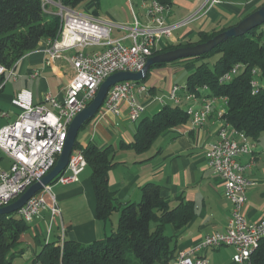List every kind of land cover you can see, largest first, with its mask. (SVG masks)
<instances>
[{
	"label": "crops",
	"instance_id": "0c3cea01",
	"mask_svg": "<svg viewBox=\"0 0 264 264\" xmlns=\"http://www.w3.org/2000/svg\"><path fill=\"white\" fill-rule=\"evenodd\" d=\"M44 1L52 13L61 16L62 6L59 0ZM100 1L97 5L95 0H89L71 11L107 24L114 40H121L124 44L130 45L131 40L128 36L135 21L142 26L148 23L143 7L146 0H137L133 4L131 0L124 1L119 12L112 13L106 10L104 18H101L99 13ZM216 1L215 4H211L210 0H172L168 7L166 23L174 28L171 36L163 37L159 41L158 51L165 50L169 45L176 47L197 43L201 33L211 34L220 29L234 27L264 5V0ZM258 31L264 39V28ZM101 49L100 47L66 49L59 41L42 40L34 52L26 55L17 64L16 78L6 79L2 87L0 110L8 112L9 117L0 119V128L17 120L20 110L12 105V101L23 90L31 94L35 105L45 104V97L48 94L57 101H63L66 90L75 76L71 58L79 51L94 53ZM50 51L56 53L59 58L51 60ZM194 69V65L184 64H165L151 68L143 84L147 92L136 94L138 103L146 106V113L142 119L152 118L164 106L173 104L169 96L173 87L179 86L176 82L177 75L180 74L182 77L186 75L187 85L188 76ZM151 75L156 81L154 80L148 88L146 83ZM158 80L164 83L165 89L158 87ZM186 85L178 94L179 104L186 109L191 106H202L205 99L188 97ZM47 106L51 108L50 105ZM224 107V100L217 99L216 110ZM120 109L121 114L114 115L102 108L80 131L77 140L81 147L94 144L101 149L113 146L116 150V166L109 173V185L121 204L140 202L143 186L147 183H157L161 186L162 197L170 204V208H176L181 200L191 205L194 217L187 225L180 229L173 225L165 228V235L171 238L170 247L174 252L173 259L167 264H175L181 251H188L200 245L208 235L226 231L231 215V204L224 196L223 179L212 172L206 159L209 145L217 139L222 123L217 119L216 112L201 127H193L189 120L186 124L165 131L149 151L138 154L133 149H121L123 143L129 144L134 140L139 122L134 123L130 120L125 103L121 104ZM13 112L16 116L15 121H12ZM229 138L239 141L233 130L229 131ZM249 143L252 146V154L241 156L240 161L246 166L245 174L254 180L256 185L247 193L248 200L243 208V215L248 222L257 223L264 219V132L259 140L249 139ZM11 165V159L0 151V172L8 171ZM52 194L61 214L54 218L49 243H52V238L55 237L53 243L58 245L64 240L91 245L105 240L116 231L119 212L114 213L109 221L98 220L95 217L96 195L89 166L78 176L76 182L54 185ZM47 201L51 204L49 198ZM48 219L51 220L50 214L43 213L41 219H35L29 225L28 231L22 237L25 246L33 253L45 245L41 240V236L44 235L41 223H46ZM43 226L45 228V225ZM55 228L56 233L53 230ZM48 232L49 228L46 239ZM235 253L233 247H224L207 250L204 254L210 264H237L233 261ZM24 254L25 248L22 255ZM36 254L37 252L34 257ZM209 255L211 259L208 258Z\"/></svg>",
	"mask_w": 264,
	"mask_h": 264
},
{
	"label": "built area",
	"instance_id": "2783aa9c",
	"mask_svg": "<svg viewBox=\"0 0 264 264\" xmlns=\"http://www.w3.org/2000/svg\"><path fill=\"white\" fill-rule=\"evenodd\" d=\"M210 2L215 4L217 1ZM143 7L148 23L142 26L135 21L128 36L130 45L121 40H114L107 24L61 8L63 26L59 43L65 45L66 49H102L94 53L79 51L71 58L75 76L63 101H57L48 94L45 104L35 105L31 94L24 90L13 99L12 105L20 110V114L14 123L0 128V151L12 161L8 171L0 172V208L16 201L55 167L64 149L70 124L94 100L100 86L116 73L141 72L152 53L158 50L159 41L163 37L171 36L174 26L166 23L168 7L156 0L144 1ZM50 58L54 60L59 56L50 51ZM240 70L241 66L236 65L220 82H230ZM0 75H5L6 79L16 78L14 69L3 66H0ZM253 76L252 87L255 94L260 88L256 80V70L253 71ZM182 90L179 86L173 87L169 100L179 104L178 94ZM146 92L147 88L137 82L118 83L110 88L103 108L114 115H120L121 104L125 103L130 120L137 123L146 113V106L138 103L136 94ZM216 100L205 99L202 106H191L187 111L193 127L203 126L215 112L217 119L222 123L217 139L209 145L206 159L212 172L224 181V196L231 204V215L225 232L208 235L200 245L188 251H181L175 264H210L204 253L210 249L224 247L235 249V263L250 264L251 256L264 239V219L250 223L243 215V208L248 200L247 193L256 182L245 174L246 166L241 163L240 157L252 154V146L244 133L233 130L224 119L225 107L216 110ZM224 102L226 105L225 100ZM8 117V112L0 110V119ZM230 130H233L239 141L229 138ZM86 167L87 161L83 152L74 150L65 173L32 197L17 213L28 225L35 219H41L43 213L50 214L46 243H49L54 218L61 214L52 194V187L76 182ZM47 198L51 200V204ZM33 259L30 264H42L33 262Z\"/></svg>",
	"mask_w": 264,
	"mask_h": 264
},
{
	"label": "trees",
	"instance_id": "16d2710c",
	"mask_svg": "<svg viewBox=\"0 0 264 264\" xmlns=\"http://www.w3.org/2000/svg\"><path fill=\"white\" fill-rule=\"evenodd\" d=\"M89 0H59L68 10H75ZM99 5V0H95ZM169 7L172 0H156ZM44 0H0V66L16 68L28 54L34 52L42 40L60 41L62 17L52 13ZM230 29V28H228ZM220 29L211 34L201 33L197 43L181 46L169 45L152 57L182 47L205 43L228 30ZM172 64L194 65L186 85L188 97L223 99L226 101L224 119L233 130L244 133L249 139L259 140L264 132V39L258 29L239 38H232L216 47L211 53L199 58ZM165 64L155 65L159 67ZM236 65L241 70L230 82L220 79ZM260 84L253 93V71ZM143 82L138 84L143 85ZM6 76L0 75V93ZM207 90H204V88ZM190 120L188 111L180 104H168L152 118L141 119L134 140L123 143L121 149H133L138 154L150 150L162 133ZM84 128V127H83ZM74 150H81L92 170V183L96 195L95 217L109 221L119 212L117 230L105 240L91 245H81L71 240L62 244L47 243L36 254L33 262L42 264H167L173 259L171 238L165 235L166 226L180 229L194 217L190 204L182 200L172 209L162 197L157 183H147L142 188L139 203L121 204L110 190L109 173L116 166V150L104 149L90 144L81 147L76 141ZM152 224L155 226L152 227ZM18 214L0 216V264H12L14 258L23 254V235L28 231ZM250 264H264V239L250 259Z\"/></svg>",
	"mask_w": 264,
	"mask_h": 264
},
{
	"label": "water",
	"instance_id": "95a60500",
	"mask_svg": "<svg viewBox=\"0 0 264 264\" xmlns=\"http://www.w3.org/2000/svg\"><path fill=\"white\" fill-rule=\"evenodd\" d=\"M264 25V5L243 19L236 26L218 34L211 40L195 46L182 47L168 51L148 59L144 69L138 73L119 72L110 76L99 88L94 100L78 114L69 126L64 149L59 156L55 167L39 182L28 188L16 201L0 208V216L17 214L23 206L34 196L39 194L46 186L52 184L63 175L69 165L76 141L83 127L93 120L102 110L110 88L122 82H143L151 68L159 64H172L178 61L199 58L211 53L216 47L232 38H239Z\"/></svg>",
	"mask_w": 264,
	"mask_h": 264
},
{
	"label": "rangeland",
	"instance_id": "374dc122",
	"mask_svg": "<svg viewBox=\"0 0 264 264\" xmlns=\"http://www.w3.org/2000/svg\"><path fill=\"white\" fill-rule=\"evenodd\" d=\"M124 1H128V0H101L100 2H101V10H100V17L101 18H104L105 17V12H106V10L107 11H110V12H112V13H114V12H116V11H120L119 9L121 8V6H122V3H124ZM137 0H131L130 2L133 4V3H135ZM262 28H264V25L262 26V27H260V28H258V30H261ZM181 78H180V77ZM179 77V78H178ZM155 79H154V77H153V75H151V77H150V79L147 81V83H146V85H147V87L148 88H150L151 87V84L152 83H154L153 81H154ZM156 81V80H155ZM158 82H159V80H158ZM158 82H156V83H158ZM176 82L178 83V85L182 88V87H185V85H186V75H183V77H182V75H177V79H176ZM158 87L159 88H161L162 90L163 89H165V86H164V83H161V82H159L158 83ZM152 111V110H151ZM19 113V112H18ZM156 113V112H155ZM15 114H14V112H13V116H12V121H15V119H16V116H14ZM139 203V202H138ZM112 220H114V219H112ZM111 220V221H112ZM50 220L48 219L47 220V222L45 223H41V227L43 228V231H44V235H42L41 236V240H42V244L44 245V244H47L46 243V233H47V226L46 225H49L50 224V222H49ZM111 223V222H110ZM43 225H45V228H44V226ZM117 227H118V222H117ZM155 225L154 224H152V227H154ZM54 230V233H56V228L55 229H53ZM116 230H117V228H116ZM52 240L53 241H55V237H53L52 238ZM52 241V242H53ZM22 248L24 249L25 248V254L24 255H18V256H16L15 258H14V260H13V262H12V264H30V262L32 261V259H33V257H34V255H35V253L37 252H39V250H40V248H38L34 253L32 252V250L30 249V248H27L26 246H25V244L23 243V245H22ZM208 258L209 259H211V256L209 255L208 256Z\"/></svg>",
	"mask_w": 264,
	"mask_h": 264
}]
</instances>
